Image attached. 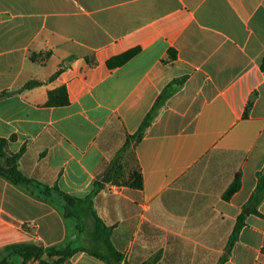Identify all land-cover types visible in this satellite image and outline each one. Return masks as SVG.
<instances>
[{
	"label": "crops",
	"instance_id": "0c3cea01",
	"mask_svg": "<svg viewBox=\"0 0 264 264\" xmlns=\"http://www.w3.org/2000/svg\"><path fill=\"white\" fill-rule=\"evenodd\" d=\"M60 86L68 103L46 105ZM3 91L0 137L30 182L0 177V259L34 243L77 249L63 264H264V197L229 243L264 175V0H0ZM126 154L140 189L107 181ZM96 181L115 254L87 211L41 193L83 198Z\"/></svg>",
	"mask_w": 264,
	"mask_h": 264
},
{
	"label": "trees",
	"instance_id": "16d2710c",
	"mask_svg": "<svg viewBox=\"0 0 264 264\" xmlns=\"http://www.w3.org/2000/svg\"><path fill=\"white\" fill-rule=\"evenodd\" d=\"M131 52L126 53L123 57L127 58ZM173 57V54H171ZM33 59L34 56H31ZM55 76V75H54ZM52 76V77H54ZM40 84L38 81H30L26 83L21 89H28ZM173 82L169 83L158 95L153 106L143 118L138 129L131 135H128L122 147L125 150L132 142H137L143 135L145 129L148 127L153 119L158 106L162 103L172 87ZM9 91L0 93V98L6 96ZM68 103L66 88L60 86L48 93L46 105H65ZM21 155V150L18 152H10L8 149V140L0 137V177L15 185H25L30 182L18 169V160ZM127 167L119 157L110 165L107 172V181H112L118 185L128 186L130 188L140 189L142 187V178L138 168L130 169L127 175H124V168ZM103 187V183L96 181L93 184L91 192L83 197L77 198L65 192L60 191L57 187H44L41 191L45 196L53 190L64 202L65 206L77 205L87 211L94 219V237L96 240L102 242L106 248L115 254L111 247L109 234L110 228L106 227L102 221L97 217L92 209L93 196ZM240 187V176L237 174L224 192V198L229 199L230 196L236 192ZM264 197V175L258 174L257 185L254 192L251 194L247 204L243 207V212L237 217L233 230L229 237V243H232L244 224L245 208L251 204H257ZM77 249H72L69 246H51L44 248L34 243H19L5 246L2 250L3 256L0 259V264H31L37 261L38 264H63Z\"/></svg>",
	"mask_w": 264,
	"mask_h": 264
},
{
	"label": "rangeland",
	"instance_id": "374dc122",
	"mask_svg": "<svg viewBox=\"0 0 264 264\" xmlns=\"http://www.w3.org/2000/svg\"><path fill=\"white\" fill-rule=\"evenodd\" d=\"M124 158V163L125 165L128 166H133L132 162V156L130 154H126L125 156L122 155L121 159Z\"/></svg>",
	"mask_w": 264,
	"mask_h": 264
},
{
	"label": "built area",
	"instance_id": "2783aa9c",
	"mask_svg": "<svg viewBox=\"0 0 264 264\" xmlns=\"http://www.w3.org/2000/svg\"><path fill=\"white\" fill-rule=\"evenodd\" d=\"M33 264H38V262L37 261H34V262H32Z\"/></svg>",
	"mask_w": 264,
	"mask_h": 264
},
{
	"label": "water",
	"instance_id": "95a60500",
	"mask_svg": "<svg viewBox=\"0 0 264 264\" xmlns=\"http://www.w3.org/2000/svg\"><path fill=\"white\" fill-rule=\"evenodd\" d=\"M101 180H103V179H101Z\"/></svg>",
	"mask_w": 264,
	"mask_h": 264
}]
</instances>
